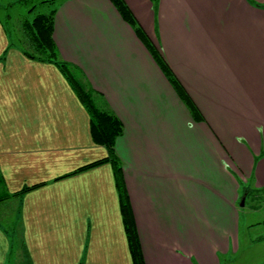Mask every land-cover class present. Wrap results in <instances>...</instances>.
<instances>
[{"label": "crops", "instance_id": "0c3cea01", "mask_svg": "<svg viewBox=\"0 0 264 264\" xmlns=\"http://www.w3.org/2000/svg\"><path fill=\"white\" fill-rule=\"evenodd\" d=\"M125 2L183 96L110 0H54L59 56L122 122L114 150L144 264H232L242 199L264 192V0ZM13 41L0 21V197L17 203L14 222L0 206V264L23 251L29 264H135L114 164L79 171L109 156L90 115L56 65Z\"/></svg>", "mask_w": 264, "mask_h": 264}, {"label": "trees", "instance_id": "16d2710c", "mask_svg": "<svg viewBox=\"0 0 264 264\" xmlns=\"http://www.w3.org/2000/svg\"><path fill=\"white\" fill-rule=\"evenodd\" d=\"M115 8L118 10L122 18L130 24L140 39L146 44L148 50L153 56L154 60L160 66L164 74L167 76L172 86L182 94L180 86L177 81L172 77V74L164 62L160 52L155 48V46L149 42L146 35L144 34L142 28L139 26L135 16L131 12L130 8L126 4L125 0H110ZM43 3H46L43 2ZM51 5L52 2L50 1ZM255 6L264 7L257 3H253ZM35 8L31 9L34 12ZM56 15V9H51L46 14H37L31 20H26L23 24V32L25 33V41H23V46L16 44L13 41L14 46H18L24 51V54L34 60H39L43 62H49L56 65L62 74L67 79L68 83L72 87L73 91L76 93L83 106L90 115V125L91 133L94 141L108 149V158L98 161L96 163L87 165L79 169V171H84L96 167L104 162H112L115 166L117 178L120 180L118 185L120 191V200L122 203V211L124 214L125 228L130 240V246L132 251V256L135 264H144V259L141 252L140 243L137 237V232L135 229L133 217L131 214V207L129 204V197L125 189L124 181L122 179V170L118 164L117 158L115 156V143L118 138L123 135V125L110 107L102 102L100 98H97L98 94L88 85L86 79L82 75L81 71L74 65L62 60L59 56L57 46L54 42V19ZM28 45V47L25 46ZM78 171V172H79Z\"/></svg>", "mask_w": 264, "mask_h": 264}, {"label": "rangeland", "instance_id": "374dc122", "mask_svg": "<svg viewBox=\"0 0 264 264\" xmlns=\"http://www.w3.org/2000/svg\"><path fill=\"white\" fill-rule=\"evenodd\" d=\"M46 3H43L45 2ZM52 2L50 5L49 2ZM58 2L59 0H55ZM54 0H0V21L4 23L6 28L12 34L16 44L23 46L25 41L23 32V24L26 20H31L37 14H46L51 9H54ZM35 8L34 12L31 9ZM23 43V44H22ZM18 45V46H19ZM28 47L27 44H25ZM252 199L254 201H252ZM257 199V200H256ZM3 198L0 197V206ZM10 210L4 208L1 210V217L4 221L14 222V209L16 208V201L10 204ZM0 207V209H1ZM7 207V206H6ZM7 215V217H6ZM253 225L252 231L248 232L249 225ZM241 250L233 259L232 264H264V236L259 239V235L264 231V192L262 194H250L245 205L241 208ZM23 257L19 259L18 263L13 259L12 264H29L27 262L26 253H20Z\"/></svg>", "mask_w": 264, "mask_h": 264}, {"label": "water", "instance_id": "95a60500", "mask_svg": "<svg viewBox=\"0 0 264 264\" xmlns=\"http://www.w3.org/2000/svg\"><path fill=\"white\" fill-rule=\"evenodd\" d=\"M244 204H245V197H243L241 205L244 206Z\"/></svg>", "mask_w": 264, "mask_h": 264}]
</instances>
